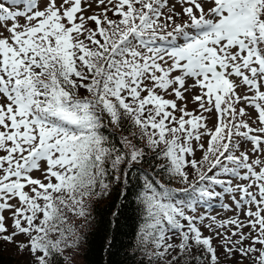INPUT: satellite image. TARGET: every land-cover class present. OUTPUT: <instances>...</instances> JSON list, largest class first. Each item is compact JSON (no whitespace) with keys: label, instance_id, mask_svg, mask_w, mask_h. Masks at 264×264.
Returning a JSON list of instances; mask_svg holds the SVG:
<instances>
[{"label":"snow or ice","instance_id":"snow-or-ice-1","mask_svg":"<svg viewBox=\"0 0 264 264\" xmlns=\"http://www.w3.org/2000/svg\"><path fill=\"white\" fill-rule=\"evenodd\" d=\"M145 165L139 264H264V0H0V254L85 264Z\"/></svg>","mask_w":264,"mask_h":264},{"label":"trees","instance_id":"trees-1","mask_svg":"<svg viewBox=\"0 0 264 264\" xmlns=\"http://www.w3.org/2000/svg\"><path fill=\"white\" fill-rule=\"evenodd\" d=\"M144 174L152 175L147 165L143 172L133 168L127 183L114 185L108 196L92 205L93 227L87 232L81 257L85 264H139L142 257L136 250V236L145 213L137 196L142 191L140 177ZM4 247L0 264H18V257Z\"/></svg>","mask_w":264,"mask_h":264},{"label":"rangeland","instance_id":"rangeland-1","mask_svg":"<svg viewBox=\"0 0 264 264\" xmlns=\"http://www.w3.org/2000/svg\"><path fill=\"white\" fill-rule=\"evenodd\" d=\"M6 248H8V246H6Z\"/></svg>","mask_w":264,"mask_h":264}]
</instances>
